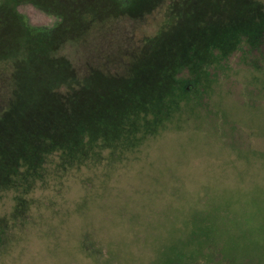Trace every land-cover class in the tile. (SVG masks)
I'll return each mask as SVG.
<instances>
[{"label": "rangeland", "instance_id": "rangeland-1", "mask_svg": "<svg viewBox=\"0 0 264 264\" xmlns=\"http://www.w3.org/2000/svg\"><path fill=\"white\" fill-rule=\"evenodd\" d=\"M261 5L264 10V0ZM164 9L141 19L111 20L54 54L66 57L78 78L91 68L126 75L145 39L158 29ZM18 10L32 27L50 28L55 22L29 4ZM255 36L218 60L205 55V70L196 77L177 68L164 84L138 83L136 99L123 94V105L87 112L86 131L65 132L62 146L38 142L48 136L2 130L0 264H229L217 246L194 254L208 237L205 220L216 217L227 218L232 227L236 221L243 230L237 256L251 249L261 255L251 254L245 264H264V203L239 190L247 186L240 181L252 177L264 186V38ZM11 67L0 63V110L11 96ZM186 88L190 93L181 114L157 132L138 131L142 121L158 122ZM191 105L199 113L196 121ZM205 137L223 152L197 151ZM132 138L140 145L127 150ZM140 206L144 213L131 215ZM101 215L113 221L98 233L91 228ZM61 244L67 251L60 262L54 256ZM118 247L129 254L126 259ZM166 249L169 259L159 256Z\"/></svg>", "mask_w": 264, "mask_h": 264}, {"label": "trees", "instance_id": "trees-1", "mask_svg": "<svg viewBox=\"0 0 264 264\" xmlns=\"http://www.w3.org/2000/svg\"><path fill=\"white\" fill-rule=\"evenodd\" d=\"M22 4L32 5L54 17V24L50 28L32 27L18 10ZM160 6L165 8L163 19L156 32L145 39L136 58L130 61L126 75H106L91 68L86 76L78 78L70 61L54 54L65 43L82 41L93 28L121 16L141 19ZM263 18L261 0H0V63L7 62L12 66L11 96L6 107L0 110V133L2 130H7L6 134L9 129L13 132L21 130L30 137H50V140L38 141L42 146L47 142H52L54 147L62 146L65 132L70 133L71 129L86 131L83 120L87 112L103 113L105 106L123 105V94L136 99L137 93L134 94L133 90L138 83L164 84L165 78H172L177 68L195 72L196 77L200 70H205L202 64L205 55L217 59L222 54H233L253 35H256L254 38H264ZM195 86L197 88V84ZM190 89L175 95L172 109L164 116L160 114L162 118H158V122L154 119L147 123L142 121L138 131L150 134L165 128L176 114H181ZM191 107L194 113L191 120L196 121L197 107ZM204 139L197 151L209 155L223 152L220 145L215 146L207 137ZM139 145L132 138L126 149L135 150ZM51 147L47 148L48 152L54 151ZM240 183L247 185L239 190H245L248 198L261 199L264 203V186L257 177ZM135 212L131 215L141 216L144 209L140 206ZM100 218V222H95L91 228L98 233L112 226L113 221L103 215ZM211 219L205 220L209 235L199 243L194 254L202 256L205 252L207 254L208 247L217 246L229 264H245L251 254H258L251 249L237 256L236 245L242 242L239 237L243 231L241 227L231 221L232 227L224 217ZM147 221L152 224V218ZM122 240H126L125 237ZM61 246L62 251H57L54 256L60 262L67 251ZM167 250L159 256L165 255L169 259ZM116 251L124 259L129 255L121 247ZM130 254L136 256L131 251ZM162 264H168V261Z\"/></svg>", "mask_w": 264, "mask_h": 264}]
</instances>
